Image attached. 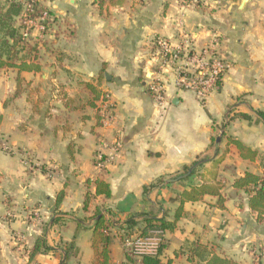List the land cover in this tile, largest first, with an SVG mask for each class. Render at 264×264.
Segmentation results:
<instances>
[{
    "label": "crops",
    "instance_id": "crops-1",
    "mask_svg": "<svg viewBox=\"0 0 264 264\" xmlns=\"http://www.w3.org/2000/svg\"><path fill=\"white\" fill-rule=\"evenodd\" d=\"M41 5L51 15L43 40L15 47L17 65L40 69L0 68V142L9 145L0 143V264H100L92 245L97 213L112 224L108 264H139L127 259L119 226L173 221L179 193L202 183H217L221 200L204 195L182 204L174 228L163 232L162 264H204L203 249L255 264L250 249L264 242V214L233 182L245 172L264 176V0ZM185 35L196 47L217 38L227 64L202 100L178 88L174 65L161 67L152 44L160 36L176 45ZM152 79L164 86L163 103L148 89ZM102 90L114 106L109 123L97 110ZM234 140L254 157L241 156ZM101 141L121 147L99 169L97 150L110 152ZM184 166L194 173L182 174ZM95 180L108 184L110 197L96 193ZM39 238L47 249L30 258Z\"/></svg>",
    "mask_w": 264,
    "mask_h": 264
},
{
    "label": "built area",
    "instance_id": "built-area-1",
    "mask_svg": "<svg viewBox=\"0 0 264 264\" xmlns=\"http://www.w3.org/2000/svg\"><path fill=\"white\" fill-rule=\"evenodd\" d=\"M21 2L24 11L19 15L18 23L23 25L22 38L24 40L29 37L30 40L35 38L36 42H41L48 30L50 13L47 9L39 10L37 3L40 0H21ZM152 44L161 67L174 65L178 88L192 91L198 100L204 99L211 91L218 88V82L222 80L227 64L217 50V38L202 47H196L193 38L187 35L183 36L181 42L176 45L160 36L155 37ZM148 89L157 102H164L162 82L152 79L148 83ZM97 110L103 122L109 123L113 120L114 106L109 91L102 90L100 93ZM0 143L3 149H9L5 142ZM100 144L110 152L103 153L101 148L97 150L95 166L99 169L106 161L112 160L121 147L118 141L110 144L101 141ZM163 242V232L157 228H149L142 234L136 233L132 237L125 238L122 245L128 256L140 259L143 255H158ZM251 254L255 264H264V248L253 247Z\"/></svg>",
    "mask_w": 264,
    "mask_h": 264
},
{
    "label": "trees",
    "instance_id": "trees-1",
    "mask_svg": "<svg viewBox=\"0 0 264 264\" xmlns=\"http://www.w3.org/2000/svg\"><path fill=\"white\" fill-rule=\"evenodd\" d=\"M123 0H110L113 4H121ZM39 6V10L46 9L41 5L40 2L37 3ZM24 11L22 2L18 0H0V68L3 67H18L20 70H30V71H38L40 66L37 63L30 62V64L25 65L24 62L20 64L15 63V47L18 43L22 42L24 39L22 38V28L23 25L19 22L17 25L15 24V17H19V15ZM49 12V11H48ZM35 45L30 46V54L31 58L35 60ZM221 82V81H220ZM218 82V85L220 84ZM260 118L264 120V112H258ZM243 118H248L246 114H240ZM234 144L237 146L241 156L246 158H253L254 152L248 147L241 144V142L234 140ZM194 163H198V161H194ZM189 167L184 166L182 174H188ZM194 173V169L190 171L187 176H191ZM178 176V175H177ZM96 185V193L103 194L106 197L111 196V192L108 184L104 183L101 180L94 181ZM233 186L235 188H243L248 194V206L252 211L257 212L258 217L264 214V176H258L251 172H245L243 176L237 177ZM220 186L217 183H202L199 185H190L188 189H183L178 197L180 202L179 207L177 208L173 221H166L164 219H152L149 217H144L143 222L145 226L140 230H135L134 227L136 222L133 219H128L125 222V226H119L122 229V232L119 235V240L122 243L125 238L132 237L136 233H144L146 229L149 228H157L162 232L165 230L173 229L176 220L181 216L182 213V204L186 201H196L202 198L204 195L211 196H219L218 200H221L220 196ZM63 197V193H59L57 197V203L61 201ZM98 218L94 220L93 228H92V245L95 252L99 254L101 260L100 264H108L109 260V249L108 244L110 243L113 236L110 234L109 230H107L109 225L105 223L103 219V215L97 213ZM54 221H58L55 219ZM117 227V228H119ZM73 243H69L68 248H71ZM41 246L46 248L45 242L43 238H39L34 244L32 251L30 252V258L36 252L41 250ZM163 246H160L159 252L161 251ZM258 248H264V242L258 245ZM47 249V248H46ZM252 250V248L250 249ZM205 252L204 256V264H238L235 260L219 255L213 251H206L205 249L200 250ZM69 249L65 250V260L68 259ZM128 260H132L130 256L126 254ZM65 264V261L62 263ZM139 264H162L158 255H143ZM165 264H171V261H167Z\"/></svg>",
    "mask_w": 264,
    "mask_h": 264
},
{
    "label": "rangeland",
    "instance_id": "rangeland-1",
    "mask_svg": "<svg viewBox=\"0 0 264 264\" xmlns=\"http://www.w3.org/2000/svg\"><path fill=\"white\" fill-rule=\"evenodd\" d=\"M8 145V144H7ZM9 146V145H8ZM0 199H1V197H0Z\"/></svg>",
    "mask_w": 264,
    "mask_h": 264
},
{
    "label": "water",
    "instance_id": "water-1",
    "mask_svg": "<svg viewBox=\"0 0 264 264\" xmlns=\"http://www.w3.org/2000/svg\"><path fill=\"white\" fill-rule=\"evenodd\" d=\"M219 138L217 137V140H218Z\"/></svg>",
    "mask_w": 264,
    "mask_h": 264
}]
</instances>
